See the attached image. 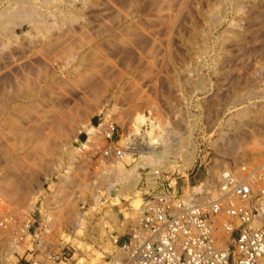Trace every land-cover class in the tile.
Returning <instances> with one entry per match:
<instances>
[{
  "label": "rangeland",
  "instance_id": "1",
  "mask_svg": "<svg viewBox=\"0 0 264 264\" xmlns=\"http://www.w3.org/2000/svg\"><path fill=\"white\" fill-rule=\"evenodd\" d=\"M0 19V264H108L142 168L186 191L264 149V0H0ZM106 118L122 159L85 142Z\"/></svg>",
  "mask_w": 264,
  "mask_h": 264
},
{
  "label": "built area",
  "instance_id": "2",
  "mask_svg": "<svg viewBox=\"0 0 264 264\" xmlns=\"http://www.w3.org/2000/svg\"><path fill=\"white\" fill-rule=\"evenodd\" d=\"M91 125L95 132L85 142L98 146L92 137L98 136L102 141L98 152L104 160H117L133 148L118 142L121 133L112 119ZM147 170L142 168L139 203L122 238L108 233L114 247L108 264H260L264 256V149L256 157L224 160L212 179L206 174L186 191L177 189L159 168L148 177ZM20 229L28 230V221ZM35 237V244H40L38 232ZM32 253L16 261L61 264L66 260L62 249L50 251L43 259Z\"/></svg>",
  "mask_w": 264,
  "mask_h": 264
},
{
  "label": "bare ground",
  "instance_id": "3",
  "mask_svg": "<svg viewBox=\"0 0 264 264\" xmlns=\"http://www.w3.org/2000/svg\"><path fill=\"white\" fill-rule=\"evenodd\" d=\"M21 10V9H20ZM18 8H16V10L14 9V11H13V13H14V15H16V16H20L21 15V13H22V11H20ZM33 11V10H32ZM2 17V16H1ZM2 19V18H1ZM1 19H0V22H1ZM9 20V19H8ZM40 20V19H39ZM4 23V22H3ZM140 117V116H139ZM137 122H139V124H141V123H143L144 121L142 120V119H139V120H137ZM144 124V123H143ZM144 126V125H143ZM151 130V129H150ZM150 130H147L146 131V133L147 134H151V132H150ZM88 136H90L91 135V133H88L87 134ZM150 137V136H149ZM126 139H128V138H126ZM130 141V140H129ZM230 141V140H229ZM160 142V147L162 148L163 147V149L160 151L159 150V152L158 151H155V153L154 154H152V155H150V156H148V155H146L147 157H148V159L149 160H153L154 162H156V163H158V164H160V165H165V163L167 162V157H166V154H165V150H164V147H166V148H169V149H171V147H174L173 145L175 144V143H177V142H172V144L171 143H169V144H167L164 140H160L159 141ZM165 142V143H164ZM151 144V143H150ZM229 144V143H228ZM177 145V144H176ZM231 145V144H230ZM230 145H228V146H230ZM228 146L226 147V145H225V149L224 150H226L227 152H228V154H234V151H235V149L237 148L238 149V147H237V145L236 144H232L231 145V147L230 148H228ZM184 151V150H183ZM188 152V151H187ZM236 152V151H235ZM124 154H125V151H124V153H123V156H124ZM143 154V153H142ZM182 154V153H181ZM192 154V153H191ZM227 154V155H228ZM185 155V154H184ZM123 156L121 157V158H119V159H122L123 158ZM146 157V158H147ZM148 160V161H149ZM186 161H188V160H186ZM168 164H169V161L167 162ZM113 169V168H112ZM126 176V175H125ZM126 185V184H125ZM128 187V186H127ZM125 210V209H124ZM122 213H129V212H122ZM120 253H118V255H119ZM103 264H105L104 262H102ZM260 264H264V256H263V258L261 259V261H260Z\"/></svg>",
  "mask_w": 264,
  "mask_h": 264
}]
</instances>
